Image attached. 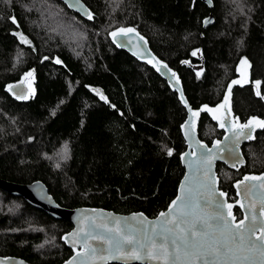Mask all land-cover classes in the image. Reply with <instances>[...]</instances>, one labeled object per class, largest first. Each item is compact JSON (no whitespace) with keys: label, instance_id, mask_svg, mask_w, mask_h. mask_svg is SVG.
I'll return each mask as SVG.
<instances>
[{"label":"trees","instance_id":"16d2710c","mask_svg":"<svg viewBox=\"0 0 264 264\" xmlns=\"http://www.w3.org/2000/svg\"><path fill=\"white\" fill-rule=\"evenodd\" d=\"M82 1L92 19L61 0H0V178L41 180L66 207L154 216L183 173L185 109L151 67L109 41L108 31L136 27L177 70L193 107L218 101L236 64L246 60L251 82L233 88L232 108L241 119L264 118V0ZM26 73L28 98L17 99L8 86ZM221 133L202 114L199 137L209 143ZM63 145V159H52ZM242 153V167L216 166L231 200L236 178L264 170V129ZM0 204V255L35 264L69 256L60 236L70 222L2 188ZM234 214L240 216L238 207Z\"/></svg>","mask_w":264,"mask_h":264},{"label":"water","instance_id":"95a60500","mask_svg":"<svg viewBox=\"0 0 264 264\" xmlns=\"http://www.w3.org/2000/svg\"><path fill=\"white\" fill-rule=\"evenodd\" d=\"M67 8L73 12L78 13L82 17H88L86 13L90 10L82 0H61ZM209 6H211L210 0H204ZM212 21L211 14L202 20V26L205 27ZM134 28L135 33H130L121 40L120 37L114 38L111 33L117 31V29ZM139 34V36L136 35ZM109 41L118 49L126 51L134 59L139 62L145 63L151 67L154 72L159 75L167 84L170 90L175 92L177 99L185 109V117L180 123V132L184 140L185 148L179 154V160L183 167V173L177 183L174 196L168 202L164 209L159 210L154 216H148L142 211H130V212H116L112 209L100 207V206H76L66 207L60 205L55 201L52 194L48 191L47 186L41 180H33L31 182H14L0 178V188L11 193L13 195L21 196L32 206L43 210L46 214L53 218L63 219L70 222L71 227L63 232L60 236L61 242L65 244L71 253L67 258L58 264H163V261H146V260H123V259H98L101 255H108L106 251L108 245L106 240L108 238L119 239L116 232H108V228L123 229L128 232L130 228H143V225L139 224L140 219H145L147 222H157V218L161 212H167L168 206L173 200H176L178 196H183L186 199H190L191 202L196 205L195 215H190L186 219L189 223L195 221L197 228L201 226V221L196 220V216L199 215L205 219L214 216L218 211H222L225 216L231 212V216H228L229 220L235 217L232 221L233 224H238L240 220L244 219L248 214L247 209L250 204H255V208L252 209V213L255 214L260 220H264V216L260 215L261 198L264 196V189L259 188L261 181L249 180L245 183L247 185L256 184L257 190L254 194L249 195L247 198L243 195L244 185H240L238 189L237 185L240 181H243L246 176L248 177H260L264 176V170L259 172H244L238 178L232 182L235 198L233 200L228 199L227 192L220 188L219 176L216 166L218 163L224 164L230 169H238L245 164V157L242 153V145L244 143L253 141L256 133L264 128L259 127L255 121L252 124V130L249 132L250 139H239V144L234 143L233 133L237 131L236 125L245 124L251 118L255 117L257 120H264L259 115L249 114L246 118L241 119L238 114H235L232 108V94L233 88L236 86L242 87L251 82L250 71L248 65L241 63L240 60L235 66V76L232 77L225 85L221 97L213 104L202 103L196 107H193L184 93L181 78L176 69L170 66L164 59L159 57L150 47L147 38L139 32V30L133 25L116 26L110 29L107 33ZM143 37V40L139 39ZM122 45V46H121ZM163 65H167L166 68ZM160 69V70H158ZM174 74V75H173ZM240 81V83L232 84L233 81ZM32 82V75H24L10 85L14 86L9 92L17 96H26L29 90V86ZM232 85L229 92V85ZM225 96H228V100H225ZM207 106V108H205ZM211 110V111H209ZM198 113V115H193ZM202 114H205L213 123H215L217 129L222 133L219 137H214L209 143L202 140L198 135V126ZM237 118H239L237 120ZM221 123H224V127H221ZM244 131H249L245 129ZM203 160H211L210 171L207 166L202 163ZM224 193V195H221ZM219 202V205L217 204ZM231 204L232 208L229 209L228 205ZM244 207H241V205ZM234 207H238L240 210V216L234 214ZM142 214V217L141 215ZM135 217V218H134ZM118 221V222H117ZM209 223L215 226V221L209 219ZM187 228V225H181ZM159 230V225H158ZM79 233V235H70L73 233ZM85 234H89V238L85 241ZM260 228L257 227L256 232L252 235V239L256 240L259 236ZM211 235V233H210ZM96 237L92 239L91 237ZM103 237L104 239H101ZM161 242V238L157 237V243ZM257 245H261V241H256ZM90 246V247H89ZM168 247L171 250V243L169 241ZM97 249L95 255L92 254L91 249ZM79 254V255H78ZM113 256H118L119 253L112 250ZM243 256H247V259H243ZM75 257V260L73 259ZM264 264V255H261L259 248L252 251H237L234 255L222 257L220 259L214 256L205 257L204 261L200 264ZM0 264H35L29 262L19 256L14 255H0Z\"/></svg>","mask_w":264,"mask_h":264},{"label":"snow or ice","instance_id":"6c2138e0","mask_svg":"<svg viewBox=\"0 0 264 264\" xmlns=\"http://www.w3.org/2000/svg\"><path fill=\"white\" fill-rule=\"evenodd\" d=\"M78 2V0H77ZM89 19H92V14L86 13ZM13 23H16L13 17ZM130 33H135L134 28L121 27L111 33L116 38L120 37L121 40ZM139 36L138 33H136ZM24 42H28L26 38ZM143 40V37H139ZM122 46V45H121ZM47 59V57H45ZM60 61L57 60V63ZM241 63H247L246 60H242ZM164 68L167 65H163ZM160 70V69H158ZM31 75V73H26ZM174 75V74H173ZM240 83V81H233L232 84ZM259 83V82H257ZM9 90L14 86L9 85ZM232 85H229V92L231 91ZM260 93L257 92V95ZM27 99L26 96H17V99ZM101 99H104L101 96ZM225 100H228V96H225ZM207 108V106H205ZM211 111V110H209ZM198 115V113H193ZM239 118H237L238 120ZM253 121L256 124L264 128V120H257L255 117L251 118L245 124H237V131L233 133L234 143L239 144V139H250L249 132L252 130ZM221 127H224V123H221ZM245 129L249 131H244ZM67 149V145H65ZM171 155V150H169ZM202 163L207 166L210 171L211 160H203ZM59 166V165H58ZM249 180L261 181L259 188L264 189V176L260 177H248L246 176L243 181H240L237 185L238 189L240 185H244L243 195L247 198L257 190V185H247L245 182ZM224 195V193H221ZM260 215L264 216V196L261 198ZM219 205V202H217ZM190 199H186L183 196H178L176 200L168 206L167 212H161L157 218V222H147L145 219H140L139 224L143 225V228H130L128 232L123 229L108 228V232L115 231L119 239L108 238L106 243V251L108 255H101L98 257L100 260L109 259H123V260H146V261H163V264H200L201 261L205 260V257L214 256L220 259L225 256L234 255L237 251L243 252L245 250L252 251L253 249L259 248L261 255H264V220H260L255 214L252 213V209L255 208V204H250L247 211V215L244 219L240 220L238 224H233L232 221L235 217H232L230 221L228 216H231V212L228 216H225L222 211H218L214 216L205 219L199 215L196 216V220L201 221V226L198 229L195 221L189 223L186 219L190 215H195V208ZM241 207H244L242 204ZM228 208L231 209L232 205L229 204ZM142 217V214H140ZM135 218V217H134ZM209 219L215 221V226L209 223ZM118 222V221H117ZM159 225V230H158ZM181 225H187V228ZM260 228V235L253 240L251 237L256 232L257 227ZM211 233V235H210ZM70 235H79V233H73ZM157 237L161 238V242L157 243ZM89 238V234H85V241ZM96 239V237H91ZM101 239H104L101 237ZM261 241V245H257L256 241ZM171 243V250L168 247V243ZM90 247V246H89ZM113 248L118 256L112 255ZM97 249H91L93 255H95ZM79 255V254H78ZM243 259H247V256H243ZM75 260V257L73 258ZM69 264H72L70 261ZM206 264V261H205Z\"/></svg>","mask_w":264,"mask_h":264},{"label":"rangeland","instance_id":"374dc122","mask_svg":"<svg viewBox=\"0 0 264 264\" xmlns=\"http://www.w3.org/2000/svg\"><path fill=\"white\" fill-rule=\"evenodd\" d=\"M242 60H244V59H242ZM245 64V63H244ZM247 64V63H246ZM248 65V64H247ZM25 75V74H24ZM23 75V76H24ZM29 87H30V85H28ZM56 155L59 157V159H63V157H64V155H65V151H64V145L59 149V150H57L56 152H55V154L53 155L54 156V158H52V159H54V160H57V158H56ZM0 206H1V204H0ZM15 208V207H14ZM0 209H1V207H0ZM14 209L12 208V212L14 213V211H13Z\"/></svg>","mask_w":264,"mask_h":264},{"label":"flooded vegetation","instance_id":"af4514ba","mask_svg":"<svg viewBox=\"0 0 264 264\" xmlns=\"http://www.w3.org/2000/svg\"><path fill=\"white\" fill-rule=\"evenodd\" d=\"M229 199V198H228ZM231 200V199H230ZM237 218H239V216H237ZM119 264V263H118Z\"/></svg>","mask_w":264,"mask_h":264}]
</instances>
